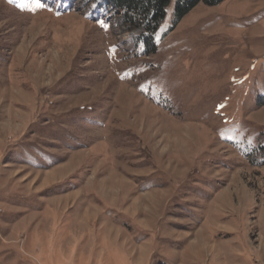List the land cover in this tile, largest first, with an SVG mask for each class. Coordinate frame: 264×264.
Masks as SVG:
<instances>
[{
  "label": "rangeland",
  "instance_id": "rangeland-1",
  "mask_svg": "<svg viewBox=\"0 0 264 264\" xmlns=\"http://www.w3.org/2000/svg\"><path fill=\"white\" fill-rule=\"evenodd\" d=\"M90 1L0 0V264H264V0Z\"/></svg>",
  "mask_w": 264,
  "mask_h": 264
},
{
  "label": "trees",
  "instance_id": "trees-1",
  "mask_svg": "<svg viewBox=\"0 0 264 264\" xmlns=\"http://www.w3.org/2000/svg\"><path fill=\"white\" fill-rule=\"evenodd\" d=\"M171 2L172 0H91L90 4L101 5L100 11L115 19L123 31L132 33L142 30L136 42L143 43L147 56L157 51L154 35L166 19V11ZM201 3L216 6L220 0H177L176 22L179 23Z\"/></svg>",
  "mask_w": 264,
  "mask_h": 264
},
{
  "label": "crops",
  "instance_id": "crops-1",
  "mask_svg": "<svg viewBox=\"0 0 264 264\" xmlns=\"http://www.w3.org/2000/svg\"><path fill=\"white\" fill-rule=\"evenodd\" d=\"M128 188V187H127ZM127 191V190H126ZM123 191L121 194H120V200L118 201H116L115 203H114V205L115 206H117V204L119 203L120 204V210L121 211H123V212H125V210H126V208H128L129 206H130V204H131V202H133V207H132V209H131V211L134 209V210H136L137 212H141V211H143V209H144V200H143V197H140V193H138L137 191H135V189H132V188H130V190L129 191ZM124 195L126 196L125 198H124ZM122 196V197H121ZM134 198H136L135 200H132V199H134ZM118 202V203H117ZM129 211V210H128ZM127 214V218L129 219V220H131L132 221V224L133 225H135V227H137V229L139 228L140 230H142V231H144L145 230V228H143L137 221H138V218H137V216L135 217V215H128V213H126ZM158 229V228H157ZM154 231V230H153ZM199 256L200 257H198V258H201L202 256H203V254H204V251H203V249H199Z\"/></svg>",
  "mask_w": 264,
  "mask_h": 264
},
{
  "label": "snow or ice",
  "instance_id": "snow-or-ice-1",
  "mask_svg": "<svg viewBox=\"0 0 264 264\" xmlns=\"http://www.w3.org/2000/svg\"><path fill=\"white\" fill-rule=\"evenodd\" d=\"M38 7H43V5L38 4Z\"/></svg>",
  "mask_w": 264,
  "mask_h": 264
}]
</instances>
